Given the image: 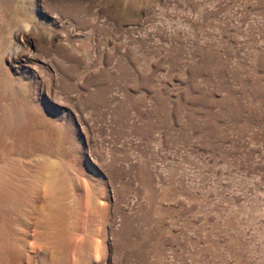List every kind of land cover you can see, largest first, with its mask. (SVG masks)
Masks as SVG:
<instances>
[{"label": "rangeland", "instance_id": "1", "mask_svg": "<svg viewBox=\"0 0 264 264\" xmlns=\"http://www.w3.org/2000/svg\"><path fill=\"white\" fill-rule=\"evenodd\" d=\"M0 264H264V0H0Z\"/></svg>", "mask_w": 264, "mask_h": 264}]
</instances>
